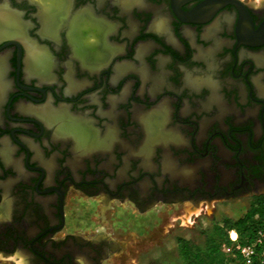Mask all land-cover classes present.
I'll use <instances>...</instances> for the list:
<instances>
[{
  "label": "flooded vegetation",
  "instance_id": "flooded-vegetation-1",
  "mask_svg": "<svg viewBox=\"0 0 264 264\" xmlns=\"http://www.w3.org/2000/svg\"><path fill=\"white\" fill-rule=\"evenodd\" d=\"M246 194L264 195V0H0V253L110 264L123 243L56 236L69 195Z\"/></svg>",
  "mask_w": 264,
  "mask_h": 264
},
{
  "label": "rangeland",
  "instance_id": "rangeland-1",
  "mask_svg": "<svg viewBox=\"0 0 264 264\" xmlns=\"http://www.w3.org/2000/svg\"><path fill=\"white\" fill-rule=\"evenodd\" d=\"M255 197L246 194L206 204L200 202L196 206L190 202L158 203L139 212L128 206L111 211L98 205L96 198L69 195L65 228L56 236L71 231L91 238L101 232L123 243L110 257V264H183L179 252L182 240L189 247L203 251L206 241L216 236V227L222 226L225 219L235 220L241 216ZM196 209H199L198 214ZM18 261L25 264L24 257L18 253H0V264H18Z\"/></svg>",
  "mask_w": 264,
  "mask_h": 264
},
{
  "label": "trees",
  "instance_id": "trees-1",
  "mask_svg": "<svg viewBox=\"0 0 264 264\" xmlns=\"http://www.w3.org/2000/svg\"><path fill=\"white\" fill-rule=\"evenodd\" d=\"M229 229L236 230L238 241L242 244L248 243L257 229L264 230V195L256 196L247 210L235 220H223L222 226L216 227V236L206 241L203 251L189 247L182 240L179 252L183 264H239L237 254H226L221 248V245H230Z\"/></svg>",
  "mask_w": 264,
  "mask_h": 264
},
{
  "label": "built area",
  "instance_id": "built-area-1",
  "mask_svg": "<svg viewBox=\"0 0 264 264\" xmlns=\"http://www.w3.org/2000/svg\"><path fill=\"white\" fill-rule=\"evenodd\" d=\"M230 245L224 246L226 254L235 253L239 264H264V230L257 229L253 238L245 244L238 241L235 229L228 230Z\"/></svg>",
  "mask_w": 264,
  "mask_h": 264
},
{
  "label": "bare ground",
  "instance_id": "bare-ground-1",
  "mask_svg": "<svg viewBox=\"0 0 264 264\" xmlns=\"http://www.w3.org/2000/svg\"><path fill=\"white\" fill-rule=\"evenodd\" d=\"M6 21V20H5ZM7 22V21H6ZM11 23V22H10ZM196 214L199 213V209H196ZM190 214V213H189ZM185 218L188 220L189 219V215L185 216ZM17 259V258H16ZM23 261V260H22ZM22 261H18V264H23Z\"/></svg>",
  "mask_w": 264,
  "mask_h": 264
}]
</instances>
